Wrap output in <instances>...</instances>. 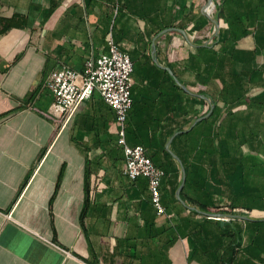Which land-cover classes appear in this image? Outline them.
I'll list each match as a JSON object with an SVG mask.
<instances>
[{
  "label": "crops",
  "instance_id": "1",
  "mask_svg": "<svg viewBox=\"0 0 264 264\" xmlns=\"http://www.w3.org/2000/svg\"><path fill=\"white\" fill-rule=\"evenodd\" d=\"M206 6L0 0V30L11 26L0 34V264H264V0H228L222 35L227 20L246 34L224 44H206ZM168 28L192 32L190 43ZM109 37L133 63L127 144L166 172L162 215L148 180L125 176L98 92L60 133L47 117L49 74L83 73ZM171 139L190 172L183 202Z\"/></svg>",
  "mask_w": 264,
  "mask_h": 264
},
{
  "label": "built area",
  "instance_id": "2",
  "mask_svg": "<svg viewBox=\"0 0 264 264\" xmlns=\"http://www.w3.org/2000/svg\"><path fill=\"white\" fill-rule=\"evenodd\" d=\"M133 63L109 37L108 51L98 58L86 61L85 71L77 72L70 67L53 71L46 79V87L54 97L51 111L47 115L58 133L67 128L79 106L98 92L114 110L115 119L110 123L118 144L125 156V176L129 180L139 177L148 180L151 201L159 215L165 213L161 203V184L165 173L155 166L143 146L131 147L126 140V122L132 108ZM229 221L230 216L218 217Z\"/></svg>",
  "mask_w": 264,
  "mask_h": 264
},
{
  "label": "trees",
  "instance_id": "3",
  "mask_svg": "<svg viewBox=\"0 0 264 264\" xmlns=\"http://www.w3.org/2000/svg\"><path fill=\"white\" fill-rule=\"evenodd\" d=\"M215 1H218V3L219 4H217L216 5V10L218 11V16L220 17V18H222V19H224L223 18V13H224V9H225V6H226V3L228 2V0H215ZM227 23L229 24V29L227 30V32H225V34L226 35H228L227 37L228 38H231V37H233V38H238V37H241L242 35H245L246 34V32L245 31H243L242 33H236L231 27H230V22H229V20H227ZM10 25H8V26H6V27H3V29H1L0 30V34L1 33H3L4 31H7L8 29H10ZM226 35H222V34H219L218 35V38L220 39L219 40V42L218 43H222L223 41L221 40V38L223 37V36H226ZM225 42H223V44H224ZM227 48L228 47H230V46H226ZM214 48V47H213ZM134 70V69H133ZM132 77H133V74H132ZM131 96H132V94H131ZM132 106H133V98H132ZM129 116V115H128ZM115 119V118H114ZM166 158L168 159V160H172V161H174L173 160V158L171 157V155L168 153V152H166ZM150 158V157H149ZM151 160H152V162H153V158L151 157L150 158ZM154 163V162H153ZM155 164V166H157L158 168H160V169H162L163 167L162 166H159L158 164H156V163H154ZM162 167V168H161ZM163 170V169H162ZM185 170H186V175H187V180H186V184H187V181H188V175L190 174V172H189V170H188V168H186L185 167ZM164 171V170H163ZM164 173H165V176H164V178L166 177V172L164 171ZM185 190H186V185H185V187H184V189H183V191H182V193H181V197L183 198V199H185L186 198V195H185ZM233 191H235V193H236V195L238 196V195H242V191H241V189H239V191H237L236 189L234 190L233 189ZM209 196H210V194H209ZM211 197V196H210ZM225 207H227V209L230 211V212H232V209H233V207H234V205H233V203L232 202H227L226 203V206ZM227 227V226H226ZM225 227V228H226Z\"/></svg>",
  "mask_w": 264,
  "mask_h": 264
},
{
  "label": "water",
  "instance_id": "4",
  "mask_svg": "<svg viewBox=\"0 0 264 264\" xmlns=\"http://www.w3.org/2000/svg\"><path fill=\"white\" fill-rule=\"evenodd\" d=\"M213 1H214V0H208V5H214V2H213ZM215 23L217 24V22H215ZM169 32H177V33H180V34L183 35V36L186 38V40L190 43L189 37H188V35H187V33H186L185 30H183V29H179V28H168V29L163 30V31L161 32V34H165V33H169ZM152 46H154V43L152 44ZM165 70H166L167 72H169V74H170L171 76L174 77V74H173V72L171 71V69L165 67ZM212 111H213V107L210 108L209 112H208L206 115H204V116L198 118V119L195 121V124L198 123V122H200V121H202V120H204V119H206L207 117H209V116L211 115ZM171 142H172V139L169 140V142L166 144V150L172 155V157H173L174 159L178 160V162H179L180 165H181V170H182V180H181V184H180V186H179V188H178V190H177V192H176V197H177L178 200H180L181 202H183V201H182V197H181V192H182L183 187H184V185H185L186 172H185V168L183 167L182 163L179 161L178 157H177V156H176V155L170 150V144H171ZM210 215H211V214H210Z\"/></svg>",
  "mask_w": 264,
  "mask_h": 264
},
{
  "label": "rangeland",
  "instance_id": "5",
  "mask_svg": "<svg viewBox=\"0 0 264 264\" xmlns=\"http://www.w3.org/2000/svg\"><path fill=\"white\" fill-rule=\"evenodd\" d=\"M214 5H213V14H209L207 15L210 19V23H211V29L205 33L204 35L206 36V44L211 43L212 39H214L215 36H218V34H222L221 30H223L225 23L223 22V19L217 17L218 11L216 10V5L219 4L218 1H213ZM203 4L204 5H208V0H203ZM217 22V24L215 23ZM220 32V33H219ZM193 33L191 32L190 35H188L189 40L191 39V37ZM195 40H197V38H195ZM225 212H228V210H224ZM230 212V211H229Z\"/></svg>",
  "mask_w": 264,
  "mask_h": 264
},
{
  "label": "bare ground",
  "instance_id": "6",
  "mask_svg": "<svg viewBox=\"0 0 264 264\" xmlns=\"http://www.w3.org/2000/svg\"><path fill=\"white\" fill-rule=\"evenodd\" d=\"M207 14H213V5H207Z\"/></svg>",
  "mask_w": 264,
  "mask_h": 264
}]
</instances>
